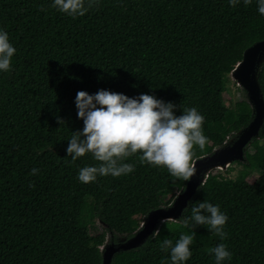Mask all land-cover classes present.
Wrapping results in <instances>:
<instances>
[{
    "label": "trees",
    "instance_id": "1",
    "mask_svg": "<svg viewBox=\"0 0 264 264\" xmlns=\"http://www.w3.org/2000/svg\"><path fill=\"white\" fill-rule=\"evenodd\" d=\"M51 4L0 0V27L16 48L10 70L0 72V264H102L106 239L132 236L133 218L168 206L186 185L164 166L141 163L139 152L124 161L132 172L80 182L79 168L99 162L90 153L73 162L66 152L72 131L83 127L78 90L148 93L175 104L177 115L196 107L207 141L194 146L192 161L228 144L252 119L244 98L226 105L223 75L233 69L228 55L264 40L255 0L236 7L228 0H99L75 19ZM257 76L264 99V62ZM245 154L233 162L257 172L252 182L211 171L175 223H159V236L115 253L111 264H169L160 243L191 227L186 264H215L208 250L219 243L232 253L223 264H264V124ZM203 200L227 214L225 239L180 223ZM97 219L104 226L92 234Z\"/></svg>",
    "mask_w": 264,
    "mask_h": 264
},
{
    "label": "clouds",
    "instance_id": "2",
    "mask_svg": "<svg viewBox=\"0 0 264 264\" xmlns=\"http://www.w3.org/2000/svg\"><path fill=\"white\" fill-rule=\"evenodd\" d=\"M98 2L52 0L51 6L75 19L83 16ZM241 2L247 5L252 0H228L232 7ZM255 3L256 11L264 15V0H255ZM15 53L16 48L10 41L9 33L0 27V72L10 70ZM74 103L83 127L72 131L66 152L73 162L87 153L99 162L79 168L80 182L89 183L98 176L118 177L132 172L134 165L124 161L137 152L141 163L164 166L173 177L188 181L194 175L193 148L198 146L202 149L207 141L202 128L205 118L196 107L183 108L182 113L177 115L174 111L176 105L171 101L165 102L148 93L128 96L103 88L94 93L78 90ZM38 172V168L31 169L32 175ZM227 220V214L221 211L218 204L203 200L194 203L190 215L180 223L184 227H191L190 222L192 225H203L223 240L227 236L224 230ZM160 223L168 226L175 223V220L163 217ZM159 232L160 229L156 228L152 235L159 236ZM194 236L191 227L190 233L182 232L175 241L168 238L162 240L160 248L169 253V264H186L192 256L190 245ZM208 251L214 256L215 264H223L232 257L224 243Z\"/></svg>",
    "mask_w": 264,
    "mask_h": 264
},
{
    "label": "water",
    "instance_id": "3",
    "mask_svg": "<svg viewBox=\"0 0 264 264\" xmlns=\"http://www.w3.org/2000/svg\"><path fill=\"white\" fill-rule=\"evenodd\" d=\"M264 62V40L255 42L242 53V59L230 72L234 80L247 92V100L252 109V119L237 134V137L223 147L215 148L212 153L206 154L193 161L196 169L194 175L186 182L183 190L179 191L168 206H161L151 210L143 219L140 228L130 237H122L118 242H109L100 245L102 264H111L115 253L141 246L158 228L161 218L168 217L176 220L187 207L189 200L197 188L205 181L208 174L214 169L227 168L233 161H243L245 148L251 139L258 137L264 124V99L258 81L259 66ZM99 220V219H98ZM99 223L102 222L99 220ZM104 226V224H102Z\"/></svg>",
    "mask_w": 264,
    "mask_h": 264
},
{
    "label": "rangeland",
    "instance_id": "4",
    "mask_svg": "<svg viewBox=\"0 0 264 264\" xmlns=\"http://www.w3.org/2000/svg\"><path fill=\"white\" fill-rule=\"evenodd\" d=\"M241 59H242V55H240L239 53H232L226 57V62L230 66L234 67ZM223 83L226 87V105L228 107H232L234 105V103L237 100H239V98H244L245 100H247V92L237 83L236 80H234L231 73L223 75ZM234 139H231L228 142V144ZM249 150H250V152L247 154V157L245 154L246 158L252 157V152H251L252 148H249ZM193 161H192V163H193ZM214 172L218 176H225V177L232 178V179L236 178L238 175H241L243 178H245L249 182H252L253 179L257 176L256 171H253V172L246 171L242 168V166L240 164L234 163V162L230 163V165L226 169L225 168H223V169L217 168V169H214ZM142 222H143V220L140 217H135L131 220L132 226L135 228V231H137L140 228ZM102 228H103V225L100 224L99 220L97 219L95 222H93L90 225V232L92 234H96V233L101 232Z\"/></svg>",
    "mask_w": 264,
    "mask_h": 264
}]
</instances>
